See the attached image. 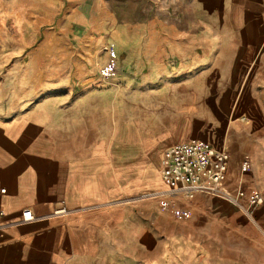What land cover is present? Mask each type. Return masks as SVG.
<instances>
[{
  "label": "crops",
  "instance_id": "obj_1",
  "mask_svg": "<svg viewBox=\"0 0 264 264\" xmlns=\"http://www.w3.org/2000/svg\"><path fill=\"white\" fill-rule=\"evenodd\" d=\"M179 4L164 41L120 34L101 61L74 64L84 89L39 95L30 71L0 83V264H264L241 206L169 197L159 167L192 139L224 149L227 190L257 189L263 219L264 0ZM116 55L108 76L92 74Z\"/></svg>",
  "mask_w": 264,
  "mask_h": 264
},
{
  "label": "rangeland",
  "instance_id": "obj_2",
  "mask_svg": "<svg viewBox=\"0 0 264 264\" xmlns=\"http://www.w3.org/2000/svg\"><path fill=\"white\" fill-rule=\"evenodd\" d=\"M179 1L0 0V83L6 75L18 81L30 71V87L39 95L84 89L88 74L75 76L74 64H86L91 51L101 61L105 52L114 50L120 34L127 45L151 36L153 41H164L165 23L179 13ZM116 58L110 56L92 74L108 76L117 67ZM87 64L92 69L91 61ZM245 216L264 233V217L260 220L255 210Z\"/></svg>",
  "mask_w": 264,
  "mask_h": 264
},
{
  "label": "built area",
  "instance_id": "obj_3",
  "mask_svg": "<svg viewBox=\"0 0 264 264\" xmlns=\"http://www.w3.org/2000/svg\"><path fill=\"white\" fill-rule=\"evenodd\" d=\"M249 165V158L241 162V171ZM228 154L224 149L215 148L201 140H189L175 144L164 150L160 162V172L167 184L169 197L183 194L191 197L197 192L205 193L233 202L251 214L263 202L262 194L253 189L249 194L238 186L234 193L226 188ZM246 198V205L240 203ZM172 203V202H170ZM177 216H186V211H175ZM24 220L32 218L30 210L22 212Z\"/></svg>",
  "mask_w": 264,
  "mask_h": 264
}]
</instances>
